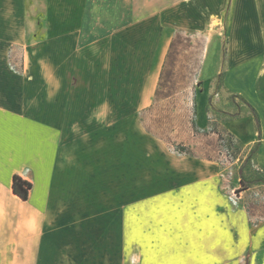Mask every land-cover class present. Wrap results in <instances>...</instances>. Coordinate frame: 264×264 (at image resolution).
<instances>
[{"label":"crops","instance_id":"0c3cea01","mask_svg":"<svg viewBox=\"0 0 264 264\" xmlns=\"http://www.w3.org/2000/svg\"><path fill=\"white\" fill-rule=\"evenodd\" d=\"M45 17L46 43H107V56L128 59L124 68L135 83H122L115 97L105 90L85 109L64 96L71 88L64 81H0V264H147V248L128 244V207L142 200L128 202L127 163L143 161L151 142L135 123L153 103L164 54L147 44L168 43L170 31H213L203 74L227 41L225 67L212 77L222 74L221 89L250 114L225 108L229 119L215 121L239 144L258 136L252 161L264 172V0H46ZM220 94L210 85L202 90L198 116ZM160 154L188 177L185 186L200 182L197 163L177 168ZM15 175L32 184L27 201L13 193Z\"/></svg>","mask_w":264,"mask_h":264},{"label":"rangeland","instance_id":"374dc122","mask_svg":"<svg viewBox=\"0 0 264 264\" xmlns=\"http://www.w3.org/2000/svg\"><path fill=\"white\" fill-rule=\"evenodd\" d=\"M45 3L46 0H0V81H64L71 85L64 90V96L85 104V109L89 108L87 100L103 98L105 90L111 89L115 97L122 83H135L124 68L123 62L128 59L107 56V43H91L85 48L46 43ZM227 22L224 20V35ZM212 34L207 30L176 29L170 31L168 43L147 44L160 50L165 59L172 39L178 37L176 84L171 97L158 101L154 97L150 111H139L135 124L151 142L144 144L143 161L134 158L127 163L128 202L142 200L128 207V244L140 243L147 248V264H264V185H252L264 179V172L251 161L244 168L251 188L240 191L239 182L241 160L256 145L258 136L253 142L240 140V160L226 156L232 138L215 119H229L221 113L225 108L242 117L250 114V108L222 90L221 79L212 77L216 68L225 67L226 40L222 56L212 61L207 73H202ZM23 67L24 77L17 74ZM209 85L221 94L208 106L207 113L198 116L197 98ZM172 145H184L195 155L218 157L220 162L179 155ZM161 152L177 168L190 161L197 163V169H193L199 173L200 182L185 186L188 177L169 169ZM194 171L190 174L193 182ZM162 175L171 183L162 184ZM114 205L113 202V208Z\"/></svg>","mask_w":264,"mask_h":264},{"label":"trees","instance_id":"16d2710c","mask_svg":"<svg viewBox=\"0 0 264 264\" xmlns=\"http://www.w3.org/2000/svg\"><path fill=\"white\" fill-rule=\"evenodd\" d=\"M177 44H178V37H174L170 43L169 50L165 56L163 66L160 72L159 76V81L157 84V88L155 91V100L158 101L159 99H168L171 97V91L175 87V81H176V70H175V62H176V55H177ZM12 50V49H11ZM12 52V51H11ZM227 54V46L225 47V57ZM10 63L12 64V56L10 53ZM23 59V58H22ZM219 79H222V74L218 76ZM152 109V106L145 109L144 112H148ZM255 114V113H254ZM256 116V114H255ZM256 122H257V127L260 128V122L259 119L256 116ZM195 127V124L192 123ZM149 133H152L147 129ZM213 134L219 135L216 131H213ZM229 136L232 138L230 141L231 148L227 149V154L226 156L229 158V160H240L239 156L242 153V147L239 144V141L230 133H228ZM175 152L178 153L179 155H187L193 158L201 159V160H208V161H216L220 162L218 157L215 156H210L207 154L204 155H195L193 153H190L186 149L183 148L184 145L182 146H174L172 145ZM234 148V150H233ZM233 150V151H232ZM258 151V146L254 147L246 157V159L241 160V167H240V191H246L251 188V185L248 184L247 180L244 177V168L249 164L254 159V156L256 152ZM222 154V153H218ZM252 185H264V179H259L255 182L252 183ZM32 189V184L23 178H21L18 175H15L13 178V185H12V190L13 193L18 196L21 200L27 201L29 199L30 195V190ZM239 191V192H240ZM250 216L253 218V213L251 212L250 208L248 209Z\"/></svg>","mask_w":264,"mask_h":264}]
</instances>
